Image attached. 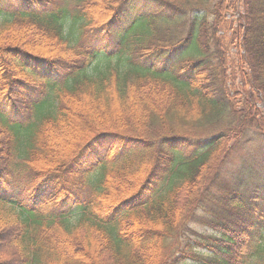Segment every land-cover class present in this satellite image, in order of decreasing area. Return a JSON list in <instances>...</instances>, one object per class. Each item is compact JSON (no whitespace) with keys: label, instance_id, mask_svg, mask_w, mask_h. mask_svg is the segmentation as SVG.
<instances>
[{"label":"trees","instance_id":"trees-1","mask_svg":"<svg viewBox=\"0 0 264 264\" xmlns=\"http://www.w3.org/2000/svg\"><path fill=\"white\" fill-rule=\"evenodd\" d=\"M138 1L0 0V264H264V157L208 194L250 128L264 138V0L211 4L217 68L205 17L178 24L211 0H156L158 18ZM79 176L80 197L60 182Z\"/></svg>","mask_w":264,"mask_h":264},{"label":"rangeland","instance_id":"rangeland-1","mask_svg":"<svg viewBox=\"0 0 264 264\" xmlns=\"http://www.w3.org/2000/svg\"><path fill=\"white\" fill-rule=\"evenodd\" d=\"M213 2L214 0H211L209 4L210 6L204 9V11H198V10L186 11L184 13V19H183L184 21L182 22L179 21L180 23L178 24H179V28H180L179 30L181 33L180 36H183L190 30L189 26L192 23L193 18L197 17L198 19H202L203 17H205V23H206V29H207L206 36L208 38V51H209V54L211 55L209 57V62H210L209 66H211L212 68H217V65L219 64L218 59L216 57L217 56V48H216L217 40L214 37L213 28L211 27V22H212L213 17L210 16V14L208 13V9L211 10V4ZM159 6H160V3L159 1H156V0H139L138 3H136V8L140 7V10L137 11V14L142 12V13L150 15L152 18H158V15H159L158 11L160 9ZM226 15L227 17L222 24L223 28L221 30H218L215 35H219L221 37L222 42L224 41L227 44L229 41L227 28H228L230 21L234 20L236 16L235 14H233L232 11H229ZM68 25H69V22H68ZM169 28H170L169 32H167L165 29L163 30V27L162 29L159 28L160 31H158L159 32L158 36L161 38L162 35L171 33L172 29L174 28L173 27H169ZM100 33H104V32L100 31ZM184 51H185V47L182 49H179L173 55V57L177 55L184 56L185 55ZM235 53H236V49L233 47H229V51L227 53V58L229 62L228 67L230 70L229 72H231L232 71L231 69H234V66H235V59H236ZM91 65H92L91 67H94V68L95 67L101 68L104 65V61L98 59L92 62ZM233 80H234L233 82L234 89L232 90V92H234V90L235 91L239 90L238 80H236V78H234ZM229 82L231 81L229 80ZM25 90H26L25 91L26 96L29 97V100L32 99L33 92H31V90L28 89V87H26ZM260 107L261 109H264V106H261V104H260ZM26 115L27 113L21 114L19 116V119L24 118ZM29 122H32V119L29 120ZM250 130L251 131L249 133L250 135L253 136V139L250 141L249 144L246 145V147H244L243 150H240V151L238 150L233 153L232 158L228 161L227 165L223 168L224 170H222V173L219 176L218 186L216 187L212 186L211 188H209L208 191L210 192H208V194L209 195L213 194V198H212L213 200L218 198L223 193V190L226 189L227 187H234V185H236L239 180H244L243 178L244 176L247 175L249 170L252 172H255L256 170L257 172H259V174H262L261 168L257 165L261 163V160L264 157L263 156L264 148H261V147H264L263 145L264 138L256 132V128H254V126L251 127ZM17 145L18 146L16 147L15 158L13 160V166L15 169H12V171L9 172L8 177H4V178H11L14 180L15 175H17L19 171L20 172L22 171V168H23L22 160L24 159L23 145H22V142H17ZM90 177H91V180L89 179V183L96 184V180L98 181L97 176L92 174ZM60 182L62 183V187L66 191L68 192L72 191L78 197L84 196L90 193V188H88L87 184L83 181V179H81V176L68 177V178H65V182L63 180H61ZM82 183L84 184V186H82ZM213 200L208 201L206 200L205 196L201 197L200 203L203 207L200 213L201 214L200 217L203 220L208 218L210 215L208 213L212 212V210L214 209L216 203L213 202ZM198 214H199V210H198ZM202 219H200V221H202ZM194 225H195V229L199 231L201 234L206 233V232L208 233L210 231L208 227L203 224V222L202 224L200 222V224L196 223ZM193 236L197 237L195 235ZM6 256H9V254Z\"/></svg>","mask_w":264,"mask_h":264}]
</instances>
